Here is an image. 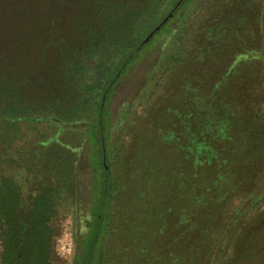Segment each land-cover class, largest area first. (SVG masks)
Instances as JSON below:
<instances>
[{
  "label": "rangeland",
  "instance_id": "obj_1",
  "mask_svg": "<svg viewBox=\"0 0 264 264\" xmlns=\"http://www.w3.org/2000/svg\"><path fill=\"white\" fill-rule=\"evenodd\" d=\"M136 2L0 0V73H5L0 78V179L8 184L5 193L14 189L9 194L13 204L17 194L21 226L38 206L40 217L35 221L46 231L28 243L21 239L16 264H29L24 261L28 259L34 263L36 256L46 264H77L78 255L94 241L93 264H234L245 233L264 219V189L252 190L264 185V171L250 177L243 188L242 174L253 166L238 157L231 162L236 148L232 135L237 137L240 128L225 133L230 111H235L236 125L250 132L263 153L264 65L237 68L234 58L229 61L240 51L236 43L230 54L223 52L226 61L217 62L211 44L224 16L240 6L251 9L249 17L255 21L263 16L264 31V0H187L171 22L175 33L144 46L109 92L103 151L83 129L97 119L100 90H93L92 100L82 103L74 85L63 78L64 66L83 52L86 57L83 38L90 34L84 25H96L98 18L120 19L123 39L144 35L152 12L138 11ZM247 27L243 20L242 31L248 33ZM250 31L249 43L259 47V26ZM101 43L98 48L103 50ZM228 61L225 77L238 80L237 87L246 78L253 81L245 98H239L235 88L236 97L240 94L237 103L217 110L219 104L214 107L211 100L218 86L217 70ZM13 84L18 85V95L11 93ZM180 145L191 149L181 150ZM204 145L216 147L232 164L208 168L200 160L196 163L203 164V172L193 168L191 160L197 159L192 154ZM67 158L76 167L75 175L68 169L58 171ZM102 158L112 185L107 209L98 201ZM165 172L176 173L164 178ZM195 172L196 178L184 179ZM201 192L199 208L192 203ZM100 206L105 222L93 217ZM184 208L190 209V222L182 221ZM96 221L100 234L94 240ZM2 233L10 234L7 218L0 228V251ZM193 249L194 261L189 252Z\"/></svg>",
  "mask_w": 264,
  "mask_h": 264
},
{
  "label": "trees",
  "instance_id": "obj_2",
  "mask_svg": "<svg viewBox=\"0 0 264 264\" xmlns=\"http://www.w3.org/2000/svg\"><path fill=\"white\" fill-rule=\"evenodd\" d=\"M187 3V0H137L135 3L137 6V10L141 11L151 9V23L150 26L145 31L144 35L137 39H123V32H119V30L123 29L122 25L119 24L118 21L122 22L120 19H117L115 22L110 17H104L102 19H97V24L94 25V22L92 23H86L84 26H86L87 33L90 34L89 37H84V44L86 45L87 49V55L85 58H82V55L84 56V52L82 55L77 56V61L73 62V64H68L70 62H66L64 65V80L68 81L72 85H74V88L77 89L79 100L82 101V103H88L92 100L91 92L93 90H100V96L97 103V111L98 116L94 123H88L84 124L85 127L83 128L85 132L90 136L91 138L95 139L96 142H100L99 144L103 145L102 150L104 151L105 146V140L107 136V116L108 111H106V99L109 94V92L114 87L117 80L122 76V74L125 72L127 65L133 61L135 56L139 55L141 53V50L144 46L149 45L153 43L155 40L163 39V38H169L171 37V34L175 33L174 27L171 26V22L175 19H177L180 10L183 9V6ZM114 10V9H113ZM247 10V9H246ZM245 10V7L240 6L238 9L234 10L229 13V15L224 16V20H226L224 23L219 25L220 28L218 31L219 33L216 35L217 40H211V44H214L215 48V54L214 59L217 62H223L226 61L223 57H225V50L228 51V54H230V50L233 48V44H238L241 48L240 51L235 54L232 58H229L237 62V68L242 65H248L253 66L255 63H261L264 65V31L262 29L261 23L263 20V16H261L257 21H255L250 14L252 13L251 9ZM246 14V15H245ZM262 15V12H261ZM166 20V22L163 23V21ZM246 21L248 33L246 31H242L241 23L242 21ZM118 22V25L115 23ZM163 23V24H162ZM157 25H161L160 29L155 31L153 36L150 38L149 41H145L146 38L149 36L151 31L155 29ZM259 26L260 29V36L262 41L258 45L259 47H252L249 43V36L251 34L250 28H254ZM261 27V28H260ZM119 32V33H118ZM119 34V40L112 39L114 35ZM98 37V39H95V42L93 41L94 37ZM225 37V39H223ZM229 38V39H227ZM102 42L100 45L103 44V50L98 48V43ZM219 47L220 49H218ZM85 49V48H84ZM222 49V50H221ZM98 52H101V57L98 56ZM211 52H213L211 50ZM221 55V57L219 55ZM216 57V58H215ZM227 64H219L220 67H218L217 70V78L219 79L216 81V89L214 90L215 93H213V96L211 97L212 103L215 105H218L217 110H221L222 108H226V104H228L230 107L233 106L234 103H237V98L241 94L239 98H245L246 92H248L251 88V83L253 79L246 78L244 81H240L239 84L240 87H237V81L238 80H229L228 76L225 77V68L228 66ZM78 62V63H77ZM232 62V61H231ZM224 63V62H223ZM238 72V71H237ZM5 76V73L2 71L0 73V78L2 79ZM1 86V85H0ZM236 86V87H235ZM243 86V87H242ZM1 88V87H0ZM209 88V87H208ZM235 88L239 91L238 97H236ZM240 88V89H239ZM244 92V94H242ZM1 93V90H0ZM11 93L14 95H18L19 88L18 85L13 84ZM225 101H224V100ZM237 99V100H236ZM231 100V101H230ZM223 106V107H222ZM229 108V107H228ZM231 114V122L227 125L228 127L225 130L226 132H231L234 134V131H237L236 128H240L238 132V136L234 137L232 135V141L235 142V147L233 154L230 156L232 158L231 162L235 160L236 157H238L241 161L243 159V164H246L248 161V164H252L253 167H250L249 169L244 171V174H242V178L244 181V184L242 183L243 188H246V183L250 179H255V177H259L261 170L264 171V151L263 153L258 149L259 146H255L254 138L249 135V133L246 132V130L242 127H239L236 125L234 120L235 111H230ZM227 135V134H226ZM228 136V135H227ZM248 137V138H247ZM197 138V137H196ZM250 138V139H249ZM248 140V141H247ZM198 141V140H197ZM262 144V143H261ZM262 146L261 150H264V145ZM179 148L182 150L189 151L191 149L190 146L184 147L182 145L179 146ZM242 148V149H241ZM258 149V150H257ZM257 154V157L255 156ZM262 155L261 159L259 156ZM194 155V158L197 160H193L192 158V164L193 168H201V172H203L205 164L208 168L211 167H219L221 168H227L232 163H228L229 161L225 159H222L220 156L219 151L216 149V147H205V145L202 148H197L196 151H194V154H192V157ZM208 156V158H204V156ZM106 157V156H105ZM238 158L236 160H238ZM61 157H59V160ZM108 159V157H106ZM221 159V160H220ZM202 160L203 164H197L199 161ZM262 160V161H261ZM73 161V159H72ZM105 163V161H104ZM103 163V158L98 164L99 167L97 169V173L101 179V190L102 195L101 198L98 199L101 206L104 209H107L109 203V197H111V181L109 179L110 173L108 172L107 165ZM260 163V168L258 167ZM201 166V167H200ZM53 167L58 168L54 165ZM257 168V169H256ZM66 169L70 170L71 174L76 173V167L73 162H71L68 158L62 162V164L59 167L58 171L65 172ZM252 169V172L250 173ZM226 170V169H224ZM176 172H165L164 178L166 176L173 177ZM258 173V175L256 174ZM69 174V172H68ZM187 177L185 176L184 179L190 180L191 178L197 177V172H195V175H191L190 173H186ZM256 174V175H255ZM64 176V175H63ZM219 178V176H218ZM224 180H226L228 183L232 181V178L227 177ZM11 183V182H10ZM12 184V183H11ZM264 185L254 187L256 192L261 191ZM12 188H14V185L12 184ZM6 190H8V184L5 185L4 181L0 179V228L3 226V222L5 218H7L9 227H10V234L5 235V233H2L1 237L4 239V245L2 251H0V264H16L17 260L19 258V248L21 244V239H27V243L31 241V239L34 237V235H41L45 236L46 231H43L44 226L39 225L36 223L35 218L40 217V211L38 210V206H36L34 209L29 211L30 218L26 219V225L24 227L21 226L20 220L21 217L18 216L17 207L18 202L16 200V193L14 194V204L12 202V197L9 195L12 190L9 189L10 192L5 193ZM229 191V190H227ZM58 194V191H55L56 195ZM201 195V196H200ZM199 194L196 193V202L192 203V205H196L197 207L201 208L202 200L204 199L202 192ZM42 203V201H41ZM39 205V203H38ZM99 207L97 211H95L94 216L96 219L101 216V221L105 222V218L102 215V207ZM188 208L182 209V221L183 222H190L188 215H189ZM208 210V209H207ZM209 212V211H208ZM216 212V211H213ZM211 216L209 218V221L213 220V213L210 212ZM105 215V214H104ZM9 218V219H8ZM12 218V219H11ZM104 220H103V219ZM33 219V221H31ZM259 226L256 228H253L251 231H247L245 233V236L242 238V248L241 250L237 249L236 253V259L234 261V264H264V219H261ZM95 221V220H93ZM99 222H94V226L92 229L91 236L95 239L99 236L100 231V225ZM185 224V223H184ZM25 231L26 233L30 231L29 234L23 235L21 232ZM93 240V241H94ZM95 242V241H94ZM88 244L90 248L86 251L84 249V252L78 255L77 257V264H93L94 261L97 258L96 255V247L93 244ZM94 248L95 251H92L91 249ZM190 254L193 255V261L195 260V251L194 249L192 251H189ZM245 256V257H241ZM37 260H34V263L31 262L30 259L24 260L29 264H46V261L38 256L35 257ZM199 260V259H197Z\"/></svg>",
  "mask_w": 264,
  "mask_h": 264
},
{
  "label": "water",
  "instance_id": "obj_3",
  "mask_svg": "<svg viewBox=\"0 0 264 264\" xmlns=\"http://www.w3.org/2000/svg\"><path fill=\"white\" fill-rule=\"evenodd\" d=\"M166 20H167V19H165V20L163 21V23L166 22ZM163 23H162V24H163ZM160 27H161V25H158V26L155 28V30L152 31V33H150V35L146 38V40H149V39L151 38V36H153V34L155 33V31H157V30L160 29Z\"/></svg>",
  "mask_w": 264,
  "mask_h": 264
}]
</instances>
